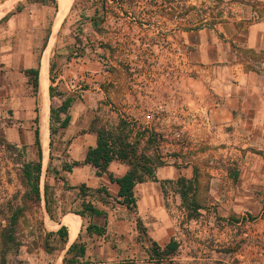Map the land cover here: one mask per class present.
I'll list each match as a JSON object with an SVG mask.
<instances>
[{
	"label": "crops",
	"instance_id": "0c3cea01",
	"mask_svg": "<svg viewBox=\"0 0 264 264\" xmlns=\"http://www.w3.org/2000/svg\"><path fill=\"white\" fill-rule=\"evenodd\" d=\"M228 1L226 14L230 16L188 31L153 30L150 14L138 12L137 7L127 17L117 12L116 5L110 12L104 7L111 4L110 0H97V4L90 0V5L74 7L80 12V20L72 30L83 46L80 39L95 32L90 18L98 7V53L85 48L74 58L60 45L50 59V115L52 106L58 108L71 100L67 114H62V118L68 115L70 122L57 133L56 152L54 144H48L51 176L47 178L52 183L45 182L49 199L45 224L53 239L59 241L53 250L57 263L157 264L152 255L153 243L163 249L174 240L178 245L209 241L214 247L221 242L226 264H264V0ZM47 3L18 0L0 19V69L8 79L6 85L16 90L14 94H20L19 100L38 103L35 113L39 122L41 64L59 11L58 3L42 50L48 22V11L43 13L42 6L50 9L49 14L52 9ZM126 21L131 55L143 51L169 53L171 38H176V44H172L177 52L176 78L158 85L165 92L161 109L169 123L177 119L175 131L182 135L176 139L169 123L162 129L148 122L132 129L133 141L144 135L149 144L147 140L160 130L167 138L159 146L162 156L154 159V176L135 186L134 209L118 202L120 186L109 177V173L120 178L128 172L130 167L124 161L114 159L108 172L101 174L91 164L75 166L72 171L64 168L86 159L89 149L97 145V130L102 126L110 130L107 122L116 124L114 129L119 131L116 119L121 121L123 111L128 109L131 117H139L136 106L141 102L134 93L150 88L138 79L126 82V71L115 60V54L111 58V41L107 39L112 34L116 40L122 36L125 30L119 33L115 29ZM112 22L117 24L113 33L108 25ZM80 25H87L90 32L81 35ZM36 68L40 71L37 94L25 73ZM96 118L101 119L99 125ZM42 149L47 163L43 144ZM184 184L192 187L186 201L181 193ZM82 185L86 186L84 195L79 189ZM56 187L58 191L78 192L77 202L84 216L63 210L60 199L55 205L57 211L51 210L50 196ZM85 203L99 214L84 210ZM70 219L78 222L74 236ZM91 224L102 232L89 231ZM63 227L67 229L65 240L58 235ZM190 230L199 239L182 241Z\"/></svg>",
	"mask_w": 264,
	"mask_h": 264
},
{
	"label": "rangeland",
	"instance_id": "374dc122",
	"mask_svg": "<svg viewBox=\"0 0 264 264\" xmlns=\"http://www.w3.org/2000/svg\"><path fill=\"white\" fill-rule=\"evenodd\" d=\"M4 1L0 0V4ZM69 1L71 6L56 35L55 42L51 48L50 59H52L60 45L66 48L65 51L74 58L80 56L78 52L85 48H89L96 55L98 53L96 50L98 48V29L92 33V36L86 37L85 40L80 39L85 44L84 46L82 44L79 45L78 36L72 30L80 20V12H76L74 7L77 4L81 6L90 5V0ZM110 1H112L111 4L104 6L110 9V12H114L112 7L116 5L117 12L123 13L127 17L131 13H135L134 11H136L137 7H139L138 12L150 14L152 22L149 23L153 26V30L164 28V30L177 31L185 29L188 31L199 29L203 26H211L219 18L230 16L226 14L230 4L228 0ZM92 3L97 4V0H92ZM46 5L52 9L49 14L50 9L42 6L43 13L48 11V22H46L45 33L43 34L42 50L45 49V42L49 37L51 24L54 22L57 13L53 3L48 2ZM108 25L112 33L115 30L119 33L125 30L117 40L113 34L110 35V38L107 36V39L111 41V45L109 46L111 58L114 59L113 56L115 54L117 56L115 60L119 61L118 64L123 65L122 68L126 71V82L130 83L131 80L133 82L135 79H138L142 83H147L148 88H150L134 93L141 102V104L136 106V109L140 111L138 119L131 117L127 111L128 109H126V111H123L121 121L119 122L116 119V123L120 127L119 131L114 129L116 124L107 122L110 131L114 129L116 135L122 133V135L127 134L130 136L132 129L136 126L142 128L147 122L152 123L153 127L156 126L162 129L163 126L169 123V119L165 114L166 112H163L161 109V96L165 92H162V88L158 83L176 78L178 69L177 52L172 50V44H176V38H171V52L169 53L161 54L155 51H143L132 53L131 55L129 51V23L126 21L117 27L115 26L117 24L113 22L108 23ZM68 27H70L71 32H68ZM114 27H116L115 30ZM79 28L81 35L90 32L87 25H80ZM141 39L145 41V36H142ZM118 50L119 52L117 53ZM131 62L136 63V65L132 66ZM7 81L8 79L4 77L0 69V264H59L55 261L56 254L53 251L56 246H59V241H55L49 235V227L45 224V220L49 214L46 205L45 182L49 180V183H52L47 178L49 175L51 176V173H48L47 170L49 160L47 163L43 161L40 178V199L35 196L33 185L26 175V165H32L38 161L37 148L34 144L35 129L39 125L41 137V122L35 123V109L38 103L19 100L20 94H14L16 90L13 91L14 88L8 87L6 85ZM11 81H19V78H11ZM96 121L98 123L101 119L96 118ZM121 122L124 125H121ZM177 123V119L172 118L169 123L172 130L175 131ZM53 127L58 128V123L54 122ZM175 132L176 139L182 138L181 134L177 133V131ZM143 138L144 135L139 140L138 155L145 154L153 160H159L162 156V149L159 146L163 140H167V138L164 139L163 131L154 132L147 140L149 144L145 143ZM50 141L53 142V148L56 152L59 147V137L57 133L51 135L49 118V143ZM54 158L56 157L54 156ZM55 164L59 165V162L56 160ZM59 191L57 187L56 190L52 189L50 196L52 211H57L55 205L59 199L62 201L61 207L63 210L80 211L81 205L77 202L78 192H69L63 189ZM195 238L196 240L199 239L190 230L189 234L182 241H194ZM155 259L157 258L155 257ZM225 260L226 250L221 242L214 247L213 243L209 241H195L192 244L181 242L175 254L161 261L156 260L155 263L226 264Z\"/></svg>",
	"mask_w": 264,
	"mask_h": 264
},
{
	"label": "trees",
	"instance_id": "16d2710c",
	"mask_svg": "<svg viewBox=\"0 0 264 264\" xmlns=\"http://www.w3.org/2000/svg\"><path fill=\"white\" fill-rule=\"evenodd\" d=\"M42 3H53L56 9H58L57 0H40ZM91 26L94 31L98 29V7L96 6V10L94 15L90 18ZM45 53V52H44ZM77 55V54H76ZM44 56V55H43ZM43 61V59H42ZM42 68V64H41ZM26 75L29 77V83L33 86L34 92L37 94L39 88V68L36 69H28L25 71ZM41 75V73H40ZM52 91V88H51ZM71 104V100L67 99L63 102V104L54 108L51 107V115H50V130L51 135L58 133L60 128H65L68 126L70 122V117L67 115L65 118H62V114H67L69 107ZM38 112V108L36 109ZM58 123V128L53 127V123ZM35 123H39V115L35 118ZM121 125L124 123L121 122ZM98 140L96 147H92L89 149L86 159L84 161H75L72 164L65 165L64 168L67 171H72L73 167L83 165V164H91L99 169V174L102 172H108V166L114 159H120L127 163L130 167L128 172L120 177L115 178L113 174L109 173V177L111 181L117 182L120 186L119 191V199L118 202H121L127 205L129 208L134 209L137 206V200L135 197V186L138 183L145 181L147 178H152L154 176L156 161L153 160L150 156L145 154L138 155V144L139 141L130 140V136L122 133L116 135L114 132L101 127L97 130ZM34 144L37 148V156L38 161L33 163L32 165H26V175L33 185V191L37 198H41V190H40V178L42 175V167H43V149L40 138V130L39 127L35 129V140ZM53 142H50V146H52ZM160 163V162H159ZM50 168V167H49ZM48 168V172L50 169ZM47 187V186H45ZM184 190H182L183 198L186 201V195L189 190H192V187H188L184 184ZM46 189V188H45ZM80 193L82 195L86 194V186L82 185L80 188ZM46 203H49V199L47 197L46 191ZM84 210L90 211L93 214H99L90 203H85ZM82 216H84V212L74 211ZM89 231H98L102 232L101 229L97 228L95 225L88 226ZM53 236L52 233L49 234ZM58 235L62 240H65L67 237V229L65 227L61 228L58 231ZM179 245L177 241H170L165 248L159 247L156 243H153L152 246V255L157 258L158 261L163 260L164 258H169L171 255L175 254L178 250Z\"/></svg>",
	"mask_w": 264,
	"mask_h": 264
},
{
	"label": "bare ground",
	"instance_id": "6f19581e",
	"mask_svg": "<svg viewBox=\"0 0 264 264\" xmlns=\"http://www.w3.org/2000/svg\"><path fill=\"white\" fill-rule=\"evenodd\" d=\"M18 0H9L6 4L0 7V19L13 7V5ZM59 3V13L55 20V24L53 26V33L51 35L49 45L45 50L41 75H40V93H41V140L45 150V161H47L48 157V144H49V118H50V101H49V65H50V55L51 48L55 42L56 35L60 29V26L68 13L71 3L69 0H57ZM69 223L72 228V235L74 236L77 232V221L74 219H70Z\"/></svg>",
	"mask_w": 264,
	"mask_h": 264
}]
</instances>
